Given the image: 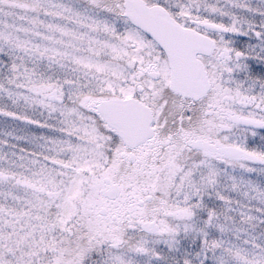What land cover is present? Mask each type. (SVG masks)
Instances as JSON below:
<instances>
[{"label": "snow or ice", "instance_id": "obj_1", "mask_svg": "<svg viewBox=\"0 0 264 264\" xmlns=\"http://www.w3.org/2000/svg\"><path fill=\"white\" fill-rule=\"evenodd\" d=\"M0 264H264V0H0Z\"/></svg>", "mask_w": 264, "mask_h": 264}]
</instances>
